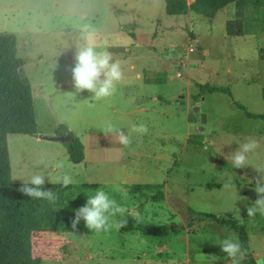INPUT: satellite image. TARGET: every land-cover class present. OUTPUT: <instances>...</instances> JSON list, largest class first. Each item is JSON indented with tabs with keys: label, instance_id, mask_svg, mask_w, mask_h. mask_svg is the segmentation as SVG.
Masks as SVG:
<instances>
[{
	"label": "rangeland",
	"instance_id": "rangeland-1",
	"mask_svg": "<svg viewBox=\"0 0 264 264\" xmlns=\"http://www.w3.org/2000/svg\"><path fill=\"white\" fill-rule=\"evenodd\" d=\"M230 20L241 22V35L227 33ZM85 25L100 50L107 46L125 62L116 94L101 101L73 86L75 42ZM2 31L17 35L38 124L36 135L8 134L12 181L23 183L38 169L58 175L57 162L74 180L69 188L47 189L58 196L49 204L60 221L33 234L40 264H185L187 258L190 264H230L215 241L240 240L239 232L213 216L244 225L256 264H264V216L246 214L258 198L255 169H264V147L249 155L244 169L225 159L248 136L264 145V118L247 113L264 114V0H237L213 18L168 15L165 0H0ZM154 36L164 41L151 59ZM187 37L195 47L188 55ZM187 68L191 73L184 76ZM109 123L125 132L144 123L149 131L133 133L125 147L103 133ZM61 124L86 147L81 163L70 161L63 141L41 137L56 135ZM97 188L128 208L123 219L133 230L97 233L83 220L72 229L75 210ZM159 193L163 198H154ZM144 224L175 228L158 237L144 234Z\"/></svg>",
	"mask_w": 264,
	"mask_h": 264
},
{
	"label": "trees",
	"instance_id": "trees-1",
	"mask_svg": "<svg viewBox=\"0 0 264 264\" xmlns=\"http://www.w3.org/2000/svg\"><path fill=\"white\" fill-rule=\"evenodd\" d=\"M237 0H165L168 15H182L192 10L213 18L217 12ZM229 35H241L242 24L238 20L227 22ZM26 60L18 55V38L13 32H0V264H40L41 259L33 254V234L36 231L55 228L60 221V213L47 200H33L19 189L23 183H15L11 177V160L8 134L36 135L38 124L32 86L23 77L22 68ZM213 91L215 88L206 87ZM249 116L264 118V114L247 111ZM57 135H70L64 142L71 162L80 163L85 159L84 144L69 128L61 124ZM62 187L61 184H47L43 188ZM69 185L67 188L71 187ZM97 187L98 184H84ZM140 186V185H136ZM152 188L153 185H146ZM64 188V187H62ZM159 193L154 198H163ZM217 221L229 223L239 232L240 242L248 250V264H256L249 247L246 227L237 221L213 216ZM174 229L175 226H171ZM165 225L144 224L141 231L146 235L165 236L169 233ZM126 231L133 230L132 222H127Z\"/></svg>",
	"mask_w": 264,
	"mask_h": 264
},
{
	"label": "clouds",
	"instance_id": "clouds-1",
	"mask_svg": "<svg viewBox=\"0 0 264 264\" xmlns=\"http://www.w3.org/2000/svg\"><path fill=\"white\" fill-rule=\"evenodd\" d=\"M74 60V67L70 71L75 92L82 93L87 90L93 94L95 101L114 96L117 85L125 78V62L109 51L107 46L100 50L95 32L90 29V26L85 25L80 29V36L75 42ZM89 107L93 108L95 104H90ZM123 129L109 123L102 131L105 135L117 136L119 143L125 147L131 146L133 133L143 136L149 131L148 126L144 123L133 124L127 132ZM262 147L264 145L257 138L248 136L234 152L225 155V159L232 164L233 168L244 169L248 167L249 155L256 153ZM54 167L60 174L53 176L45 174L43 169H38L28 179H22L23 186L19 191L33 200H47L49 203L55 204L58 199L57 194L53 190H44L43 188L46 178L50 183H59L64 188L73 184L74 180L70 174L62 172L63 162H57ZM255 170L259 173L255 179V191L258 198L251 206H246V214L252 218L257 214L264 216V169L257 168ZM16 179V177L12 178V180ZM87 196L86 204L75 210V217L71 221L73 230L77 229L81 220L85 222V226L90 231L97 233L112 228L119 230L126 227L127 220L123 219L129 211L126 206L118 204L103 188H97L94 194ZM233 214L234 218H239L240 209L237 208ZM215 243L220 245L221 250L227 254L226 261H230V264H243L248 256V250L234 235L215 241ZM212 259L218 260V257L214 256Z\"/></svg>",
	"mask_w": 264,
	"mask_h": 264
},
{
	"label": "crops",
	"instance_id": "crops-1",
	"mask_svg": "<svg viewBox=\"0 0 264 264\" xmlns=\"http://www.w3.org/2000/svg\"><path fill=\"white\" fill-rule=\"evenodd\" d=\"M194 0H189L188 1V3L189 4H191L192 2H193ZM166 4V3H165ZM228 11V10H227ZM192 13H193V11L192 10H189V12L188 13H186V15H192ZM195 13V12H194ZM182 15H185V14H182ZM187 39H188V41L186 42V43H184V46H187L188 44H190L191 43V39L190 38H188L187 37ZM135 40H137V39H135ZM162 41H164L162 38H156V36H154V38L151 40V44H150V48H149V52H148V57L150 58L151 57V59H152V57H154L153 55H158V54H154V51H155V45H158L160 42H162ZM194 41H198L197 39L196 40H194ZM195 50V49H194ZM193 50V51H194ZM193 51H191V52H193ZM191 52H186V54L188 55L189 53H191ZM160 55V54H159ZM189 57H190V55H189ZM168 63H170V61H167V60H165V65H167ZM191 73V70L189 69V68H187L186 69V71H185V74H184V76H186L187 74H190ZM137 77H141V73L140 72H137ZM69 83H71L72 82V78L71 77H69V81H68ZM181 91H179V93H180ZM175 97H177V96H175ZM159 97H156V99H158ZM37 139H40V137H37ZM84 150H85V158H86V156H87V150H86V147L84 146ZM91 153H92V151H90ZM84 161V160H83ZM81 163V162H80ZM47 184H50V183H47ZM125 186H127V184L125 183ZM124 186V187H125ZM185 254H186V256L188 257V256H190V254H191V250H190V247L188 246L187 248H186V252H185ZM252 256L255 258L256 257V253L255 252H252ZM190 262H191V260L189 259V258H187L186 259V261H185V264H190Z\"/></svg>",
	"mask_w": 264,
	"mask_h": 264
},
{
	"label": "water",
	"instance_id": "water-1",
	"mask_svg": "<svg viewBox=\"0 0 264 264\" xmlns=\"http://www.w3.org/2000/svg\"><path fill=\"white\" fill-rule=\"evenodd\" d=\"M44 139H48V140H60L63 142H66L68 140H70V135L69 134H65V135H53V136H41ZM258 176V175H256Z\"/></svg>",
	"mask_w": 264,
	"mask_h": 264
},
{
	"label": "built area",
	"instance_id": "built-area-1",
	"mask_svg": "<svg viewBox=\"0 0 264 264\" xmlns=\"http://www.w3.org/2000/svg\"><path fill=\"white\" fill-rule=\"evenodd\" d=\"M185 48H186V51L187 52H191V51H193L194 49H195V47H194V45L193 44H188L187 46H185ZM183 66L185 65V63L184 64H182Z\"/></svg>",
	"mask_w": 264,
	"mask_h": 264
}]
</instances>
